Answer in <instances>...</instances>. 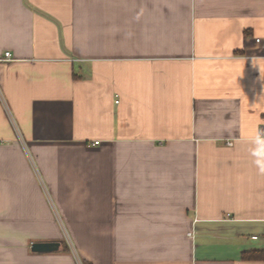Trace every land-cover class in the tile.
Here are the masks:
<instances>
[{
  "label": "crops",
  "instance_id": "0c3cea01",
  "mask_svg": "<svg viewBox=\"0 0 264 264\" xmlns=\"http://www.w3.org/2000/svg\"><path fill=\"white\" fill-rule=\"evenodd\" d=\"M6 51L0 264H264V0H0Z\"/></svg>",
  "mask_w": 264,
  "mask_h": 264
},
{
  "label": "water",
  "instance_id": "95a60500",
  "mask_svg": "<svg viewBox=\"0 0 264 264\" xmlns=\"http://www.w3.org/2000/svg\"><path fill=\"white\" fill-rule=\"evenodd\" d=\"M60 245L59 241L34 242L31 245V250L39 253L55 252L60 249Z\"/></svg>",
  "mask_w": 264,
  "mask_h": 264
},
{
  "label": "trees",
  "instance_id": "16d2710c",
  "mask_svg": "<svg viewBox=\"0 0 264 264\" xmlns=\"http://www.w3.org/2000/svg\"><path fill=\"white\" fill-rule=\"evenodd\" d=\"M66 248V247H65ZM243 258L247 260H253V259H259L264 258V252L260 251H249L243 253ZM83 264H85V261H82ZM87 264V263H86Z\"/></svg>",
  "mask_w": 264,
  "mask_h": 264
},
{
  "label": "built area",
  "instance_id": "2783aa9c",
  "mask_svg": "<svg viewBox=\"0 0 264 264\" xmlns=\"http://www.w3.org/2000/svg\"><path fill=\"white\" fill-rule=\"evenodd\" d=\"M263 40V38L259 37L256 39L257 42H261ZM13 60L12 58V53L10 51H6L3 55V57L0 58V61H11ZM264 131V129H263ZM100 141H95L94 144H99ZM191 235V233H189ZM253 238H257V236H253Z\"/></svg>",
  "mask_w": 264,
  "mask_h": 264
},
{
  "label": "rangeland",
  "instance_id": "374dc122",
  "mask_svg": "<svg viewBox=\"0 0 264 264\" xmlns=\"http://www.w3.org/2000/svg\"><path fill=\"white\" fill-rule=\"evenodd\" d=\"M66 242L69 244L70 243V246L72 244V242H70V239L66 238ZM86 264V263H85Z\"/></svg>",
  "mask_w": 264,
  "mask_h": 264
}]
</instances>
